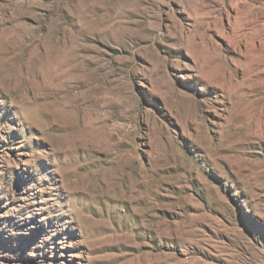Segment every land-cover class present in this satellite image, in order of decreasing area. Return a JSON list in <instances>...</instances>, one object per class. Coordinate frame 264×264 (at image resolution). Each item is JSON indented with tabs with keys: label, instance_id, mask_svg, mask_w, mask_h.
I'll return each mask as SVG.
<instances>
[{
	"label": "rangeland",
	"instance_id": "374dc122",
	"mask_svg": "<svg viewBox=\"0 0 264 264\" xmlns=\"http://www.w3.org/2000/svg\"><path fill=\"white\" fill-rule=\"evenodd\" d=\"M62 261L264 264V0H0V264Z\"/></svg>",
	"mask_w": 264,
	"mask_h": 264
},
{
	"label": "bare ground",
	"instance_id": "6f19581e",
	"mask_svg": "<svg viewBox=\"0 0 264 264\" xmlns=\"http://www.w3.org/2000/svg\"><path fill=\"white\" fill-rule=\"evenodd\" d=\"M60 255L63 256V260H65V259L70 260L71 257L73 256V254L71 252H67V251L66 252L65 251H61ZM62 264H64V261H62Z\"/></svg>",
	"mask_w": 264,
	"mask_h": 264
}]
</instances>
